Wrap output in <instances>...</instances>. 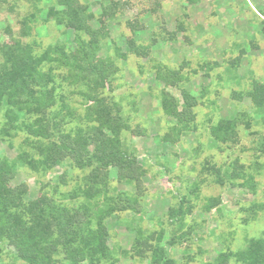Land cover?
Masks as SVG:
<instances>
[{
	"label": "rangeland",
	"instance_id": "1",
	"mask_svg": "<svg viewBox=\"0 0 264 264\" xmlns=\"http://www.w3.org/2000/svg\"><path fill=\"white\" fill-rule=\"evenodd\" d=\"M78 1L95 15L91 26L103 30L106 40L115 41L122 51L132 34L129 24L136 21L135 40L146 43L154 34L158 43L152 56L170 71L180 70L184 77L177 87L163 89L145 61L138 63L133 55L125 60L114 56L119 73L110 96L129 126L122 132L128 152L145 170L140 196L143 213L139 207L105 219L107 246L112 252L109 260L96 264H150L145 241L151 240L148 244L153 246L160 231L164 232L162 245L171 239L178 243L165 246L175 264H212L217 255L238 252L250 239L264 237V212H248L252 203H264V119L254 114L247 95L254 82L264 84V0ZM56 2L0 0V46L14 40L30 42V37L47 43L53 37V43L59 41L71 48L72 30L64 34L63 26L43 23L50 7L62 8ZM110 53L109 45L100 52ZM4 59L0 52V66ZM64 88L57 92L66 95L68 108L78 115L66 119L59 131L93 124L81 116L82 98L69 94L70 87ZM162 90L179 102L182 92L195 97L192 131L178 136L172 131L175 120L161 108ZM6 108L0 106V130ZM232 116L239 120L236 142L217 145L211 138V126ZM246 121L251 124L248 129L244 128ZM25 135L17 127L7 137L0 132V169L8 170L0 181L8 194L19 195L26 205L43 197L72 208L87 202L79 194L89 182L90 169L79 170L70 157L51 168L25 165L19 158L29 150ZM234 169L241 177L228 176ZM109 170V195L114 188L133 192L130 186L117 182V168ZM212 201L216 205L206 209ZM176 208L180 215L171 222L168 212ZM138 231H142L143 241L139 236L136 241ZM1 240L0 264H22L14 260L10 239ZM53 259L56 264H67L61 251ZM228 264L238 263L230 259Z\"/></svg>",
	"mask_w": 264,
	"mask_h": 264
},
{
	"label": "trees",
	"instance_id": "2",
	"mask_svg": "<svg viewBox=\"0 0 264 264\" xmlns=\"http://www.w3.org/2000/svg\"><path fill=\"white\" fill-rule=\"evenodd\" d=\"M56 3L62 8L50 7L43 23L52 21L56 26H63L64 34L66 30H72L71 48L59 41L53 43V37L45 43L29 35L22 37H30V42L14 40L0 46V52L5 57L0 66V106H8L4 110V127L0 132L7 137L10 130L17 127L26 133L23 141L29 150L21 153L19 158L32 168L39 165L49 168L70 157L79 170L90 169L89 182L79 194L87 202L81 201L72 208L43 197L26 205L19 195H9L0 181V247L3 237L10 239L15 248L14 260L22 264H56L53 256L60 251L67 264H96L109 260L112 252L107 246L105 219L120 212L138 211L139 207L143 213L140 196L144 191L142 180L145 170L137 164L135 155L128 152L122 132L129 126L120 106L110 96L115 75L119 73L114 56L125 60L133 55L139 59L138 63L145 61L143 63H147L154 72L151 73L155 81L162 84L163 89L177 87L184 77L180 70L170 71L152 56V50L158 43L154 34L146 43L135 40V32L139 29L136 21L129 24L132 25V34L128 36L123 52L115 41L106 40L107 34L103 30H95L91 26L96 17L89 12L88 6L78 0H57ZM102 13L106 14V10ZM23 26H26L25 23ZM107 45L113 49L112 55L100 54ZM64 87L71 88L69 94L76 93L82 98L84 114L81 116L93 124L68 132L59 131V126L66 119L78 115L71 110L73 108H68L66 95L57 92L63 91ZM161 94L163 112L175 120L172 127L175 135L192 131L195 97L182 92V102H179L169 92L162 90ZM247 95L254 114H260L264 119V84L254 82ZM236 116L220 119L211 126V138L217 145L236 142L239 121ZM250 127V122L246 121L244 128ZM261 151L264 152V143ZM110 168H117V182L130 186L133 192H119L114 188L112 195L108 194ZM238 171L234 169L228 176L239 178L241 173ZM7 173V169H0V176ZM217 181L222 182L220 178ZM215 205V201L211 205L207 203L206 209L211 210ZM249 209L248 212L253 214L264 212V203H252ZM180 212L177 208L170 209L168 219L171 222L177 220ZM141 232L138 231L136 241L138 236L143 241ZM163 233H158L153 246L146 238L150 264H175L165 246L178 243L171 239L162 245ZM230 259L238 264H264V237L250 239L238 252L217 255L212 264H228Z\"/></svg>",
	"mask_w": 264,
	"mask_h": 264
}]
</instances>
